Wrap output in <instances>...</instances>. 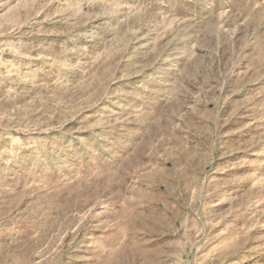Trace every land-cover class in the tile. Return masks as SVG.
I'll list each match as a JSON object with an SVG mask.
<instances>
[{
    "label": "rangeland",
    "instance_id": "374dc122",
    "mask_svg": "<svg viewBox=\"0 0 264 264\" xmlns=\"http://www.w3.org/2000/svg\"><path fill=\"white\" fill-rule=\"evenodd\" d=\"M0 264H264V0H0Z\"/></svg>",
    "mask_w": 264,
    "mask_h": 264
}]
</instances>
